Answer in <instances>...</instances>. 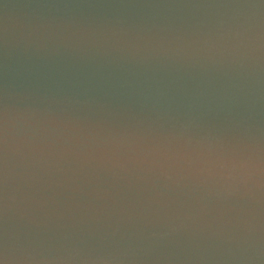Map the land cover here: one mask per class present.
Wrapping results in <instances>:
<instances>
[{"label": "water", "instance_id": "95a60500", "mask_svg": "<svg viewBox=\"0 0 264 264\" xmlns=\"http://www.w3.org/2000/svg\"><path fill=\"white\" fill-rule=\"evenodd\" d=\"M0 264H264V0H0Z\"/></svg>", "mask_w": 264, "mask_h": 264}]
</instances>
